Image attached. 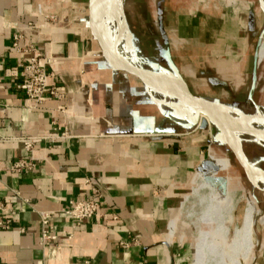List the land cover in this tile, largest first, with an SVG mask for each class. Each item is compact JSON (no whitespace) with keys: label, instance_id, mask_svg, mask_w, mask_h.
<instances>
[{"label":"crops","instance_id":"1","mask_svg":"<svg viewBox=\"0 0 264 264\" xmlns=\"http://www.w3.org/2000/svg\"><path fill=\"white\" fill-rule=\"evenodd\" d=\"M96 8L97 0H0V220L9 221L0 228V264H186L173 227L193 174L206 170L213 122L201 125L196 107L112 66L94 37ZM186 27L194 35L177 38L194 42L198 70L178 68L168 47L167 68L141 71L177 72L204 106L242 110L243 90L259 81L256 70H240L252 21L222 11L197 14ZM16 33L20 46L41 52L61 98L31 107L18 88L27 54L12 48ZM260 92L264 102V85ZM25 158L34 167L13 170ZM97 195L99 214L76 222L65 212Z\"/></svg>","mask_w":264,"mask_h":264},{"label":"rangeland","instance_id":"2","mask_svg":"<svg viewBox=\"0 0 264 264\" xmlns=\"http://www.w3.org/2000/svg\"><path fill=\"white\" fill-rule=\"evenodd\" d=\"M260 1L123 0L124 17L132 45V48L129 49L134 51L139 60L145 63L146 66L151 67V70H160V67L167 68L165 58L167 55L170 56V54L177 67L182 68L181 70H198L197 59L194 58L196 50L193 49V45H190L192 42H185L179 37L177 38V36L194 35L191 30L187 29L186 24L189 19L197 14H216L222 11L235 12L243 20H251L253 25L252 34L246 44V57L243 59L244 62L241 63L240 70H256L259 77L256 89L252 92L251 100L249 97L250 92L247 95V91L243 90V98L241 99L242 102H240L248 107L254 106L258 111L264 113V102L259 99L260 89L264 85V11ZM95 19L99 21V25L103 29L104 22L100 12L96 13ZM160 20L163 24L162 31H160L158 25ZM100 34L102 36L101 31ZM178 42L181 43L178 44ZM173 44L176 45V48ZM168 47L170 48V54ZM126 49L123 48L124 52H126ZM188 81L190 82L189 79ZM190 84L191 88L195 86L193 82H190ZM179 86L182 87L180 81ZM193 90L195 89L193 88ZM258 99L261 106H256L252 102L255 101L256 103ZM240 111L222 107L221 114L231 115L234 112L239 114ZM207 121L209 120L207 119ZM216 125L213 122L208 127L204 159L208 155L209 146L216 141L217 133L223 130V128ZM228 137L230 138L229 133ZM240 142L241 157L255 168L264 169V145L254 138H242ZM221 149H224L226 156H228L226 168L221 169L218 174L212 173L210 168L206 170L204 168L197 169L179 207L178 218L175 221L176 224H174L172 235L174 238L179 239L186 258V264H195L194 251L196 241L201 237V232L206 230L202 244L208 245L211 249L198 247V255L201 258L198 264H212V260H215L218 254L217 247L215 248L214 245L218 244V249L226 245V242L221 240L220 235L217 234L214 228L222 224V227L226 226L230 233L240 227L246 200L250 198L255 206L254 228L252 227L254 240L252 243L254 244L250 243L251 247H248L245 258H241V255H239V259H241L238 262L239 264H264V227L263 219L259 218L264 213V189L259 190L249 180L241 158L233 153L231 154L229 145H222ZM234 157L235 159H233ZM229 207L230 209L228 210ZM206 216L209 224L208 228L202 225L205 224ZM256 219L259 222L262 220V225L257 223ZM176 228H179L180 232L177 233ZM242 249H240L239 253H242Z\"/></svg>","mask_w":264,"mask_h":264},{"label":"bare ground","instance_id":"3","mask_svg":"<svg viewBox=\"0 0 264 264\" xmlns=\"http://www.w3.org/2000/svg\"><path fill=\"white\" fill-rule=\"evenodd\" d=\"M123 5V0H97V8L94 9L92 13V24L95 31L94 34L100 40L104 52H106L111 61L116 65L127 69L132 68L136 70H151L150 67L146 66L145 63L139 60L134 51L129 49L132 48V45L130 43L129 31L126 24V19L124 17ZM261 6L264 11V0H261ZM97 12H100L102 21L104 22L103 29L102 26L99 25V21H96V19L94 20ZM100 31L102 32V36H100ZM123 48H127L126 52H124ZM155 78L156 80H154V82H156L155 84L158 89V92H156L157 96L169 98L173 101H179L183 105L185 104L189 107L199 108L196 104L188 99L185 92L183 91V88L179 86V79L164 77L161 75H155ZM251 95L252 93L250 92V100L252 98ZM221 109L222 108L219 107L211 108L209 106L206 109V111L209 113L218 127L223 128V130L220 133H217L216 141H214L209 146L208 155L204 159L202 165L206 169L210 168L212 173L217 174L221 169H225L227 166L228 156H226L227 154L225 150L221 149V146L229 145V147L231 148V154L233 153L235 156H239L241 158L243 165L246 168V175L248 176L249 180L259 190H263L264 169L260 167L255 168L241 157L240 140L242 138H257L259 142L264 145V113L262 111H258L254 106H244L239 114H236L234 112L231 114L232 116L228 114H221ZM230 116L231 118H229ZM228 133L230 135V138L228 137ZM233 159H235V157ZM229 209L230 207L228 208V210ZM254 212V203L250 198H247L240 227L234 229L230 233L226 226L222 227V224L214 228L217 231V234L220 235L221 240H224V242H226V245L218 249V244L214 243V247H217L216 250L218 251V254L216 255L217 258L215 260H212V264H239L238 261L242 257H246L248 247H251L250 243L254 241L252 237V227L254 226L253 222L255 220ZM259 218L263 219L264 227V213L261 214ZM261 221H258L257 223H261ZM204 223L205 224L202 225L208 228L209 224L207 216L205 217ZM205 233L206 230H203L201 232V237L198 241H196L194 251L195 264H198L201 260L200 256L198 255V247L211 249L210 247H208V245L205 246L204 243L202 244L203 236L205 235ZM253 244L254 243H252V245ZM241 248H243L242 253H239ZM239 255H241L240 259Z\"/></svg>","mask_w":264,"mask_h":264},{"label":"built area","instance_id":"4","mask_svg":"<svg viewBox=\"0 0 264 264\" xmlns=\"http://www.w3.org/2000/svg\"><path fill=\"white\" fill-rule=\"evenodd\" d=\"M21 35L16 33L13 35L12 48L15 50L22 49L27 55L24 62L21 64L26 77L23 82L18 84V88L24 92L26 97L32 102L31 107L36 108L43 105L47 98L59 99L63 95L60 87L49 85L50 74L46 70L45 62L42 58L41 52L32 44L25 46L19 45ZM61 138H67L66 131L60 133ZM33 142L28 139L24 142V148L31 152ZM32 158L21 159L13 164V170L20 171L21 169H32L34 167ZM103 208V201L100 195L95 198H85L70 202L69 208L65 209L76 222L87 220L94 215L99 214ZM8 220H0V228L7 229L9 226ZM46 223V216L42 220ZM51 238L50 235L44 233L43 239Z\"/></svg>","mask_w":264,"mask_h":264},{"label":"water","instance_id":"5","mask_svg":"<svg viewBox=\"0 0 264 264\" xmlns=\"http://www.w3.org/2000/svg\"><path fill=\"white\" fill-rule=\"evenodd\" d=\"M260 1V0H259ZM261 2V1H260ZM259 2V4H260ZM95 39L97 41H99L100 43V40L98 39V37L96 35H94ZM100 46H101V49H102V52L106 58V60L114 67H118V68H122L132 74H134L135 76L139 77L140 79L150 83V84H154L156 85L154 82V80H156L155 78V75H152V74H149V73H146V72H142L141 70H136V69H127V68H123V67H120L118 65H116L115 63H113L110 59V57L106 54V52H104L103 48H102V45L100 43ZM169 64L172 68V70H177L175 68V66L173 65V63L171 62V60H169ZM176 75H177V79H179V81L181 82L182 84V88H183V91L185 92L186 96L188 97V99L190 101H192L194 104H196L199 108H195L196 110V115L199 116V115H202V119L200 120V123L201 125H206L208 122H214V120L212 119V117L209 115V113L206 111V109L208 108V106H204V104L201 102L200 99H198L196 96L192 95L190 93V91L188 90L187 86L185 85V83L182 81V79L179 78V75L177 74L176 72ZM194 108V107H193ZM208 118V122H207V119ZM215 123V122H214ZM255 139V138H254ZM257 141H259L257 138H256ZM203 164V163H202ZM203 166V165H202Z\"/></svg>","mask_w":264,"mask_h":264}]
</instances>
